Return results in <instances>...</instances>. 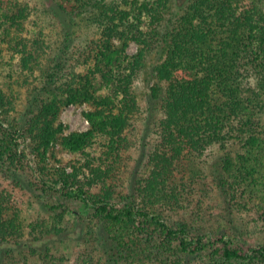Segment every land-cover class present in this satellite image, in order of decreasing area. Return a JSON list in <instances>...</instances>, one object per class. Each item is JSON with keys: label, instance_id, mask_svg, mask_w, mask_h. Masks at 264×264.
I'll list each match as a JSON object with an SVG mask.
<instances>
[{"label": "trees", "instance_id": "16d2710c", "mask_svg": "<svg viewBox=\"0 0 264 264\" xmlns=\"http://www.w3.org/2000/svg\"><path fill=\"white\" fill-rule=\"evenodd\" d=\"M29 15L0 0L26 86L0 87V264H60L63 236L83 264H264V0H61L51 44ZM78 18L99 29L80 45Z\"/></svg>", "mask_w": 264, "mask_h": 264}, {"label": "rangeland", "instance_id": "374dc122", "mask_svg": "<svg viewBox=\"0 0 264 264\" xmlns=\"http://www.w3.org/2000/svg\"><path fill=\"white\" fill-rule=\"evenodd\" d=\"M17 1L26 4L30 11V15L25 23L24 32L22 33L24 37H27L31 40L36 38L43 39L49 44L54 41L61 40L60 22L59 18H56L57 5L61 0ZM84 17H86V13H84ZM63 19L64 18H62V20ZM74 20L78 23V27H76V29L72 31L74 32L76 44H84L85 41L98 36L99 29L96 26L89 24L85 20V18L82 20H80L79 18ZM136 51L137 46L134 43H131L127 49L128 54L133 55L136 53ZM12 55L13 54L6 48V45L0 43V87L6 90L8 86H11L13 92L18 95L17 98L21 99L26 93V86H24V84L22 83V76L19 75V69L16 67V63L18 62L17 56L14 59H11ZM148 63H151L150 58L148 59ZM141 90L147 91V88ZM86 109V106H71L63 111L61 115V121L68 128V130H66V133L73 131H84L88 128V124L85 118L82 116V111H85ZM145 136L147 137L144 142L147 143L142 144L144 146V149L142 151H145L146 149L151 147V145H153L154 136L152 135V131L148 129L147 135ZM136 156L137 155L134 154V157ZM21 207L22 214L28 222L33 221V219L37 218V216L39 215L38 207L36 205L32 206V204H30L28 200H24V203ZM74 211L78 212L81 215L85 214V211L80 205H74ZM243 216H246V213H243ZM246 220H249V218H246L245 221ZM72 221L73 215L69 214L66 217V222L71 223ZM247 227L253 233L251 236L260 238V227L255 229L251 226V224ZM79 232L80 229H77L76 234H79ZM52 249H54L51 251L52 255L63 259V262H61L60 264H83L88 260V257L90 255L89 245H86L83 242L77 244V242L72 241L65 236L61 237Z\"/></svg>", "mask_w": 264, "mask_h": 264}]
</instances>
